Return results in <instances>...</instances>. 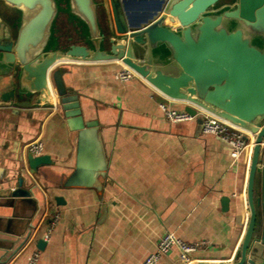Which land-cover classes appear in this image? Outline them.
Instances as JSON below:
<instances>
[{"label": "crops", "instance_id": "1", "mask_svg": "<svg viewBox=\"0 0 264 264\" xmlns=\"http://www.w3.org/2000/svg\"><path fill=\"white\" fill-rule=\"evenodd\" d=\"M0 9L18 15L14 8ZM62 23L56 30L64 36ZM9 67L0 57L6 90L19 82L14 71L6 73ZM57 68L66 97L78 96L84 120L97 121L98 132L85 145L78 168L79 134L55 88L46 101L35 96L23 99L24 105L0 107V190L17 186L22 173L33 175L30 142L41 140L42 154L54 161L36 173L39 206L0 194V264H27L34 252L39 253L36 264H143L168 231L186 241H209L207 249L193 254V262L237 256L249 217L247 153L233 164L231 145L203 134L196 119L170 122L160 104L185 110L186 103L168 98L139 75L117 79L126 68L121 62H65L53 71ZM57 196L64 201L57 203ZM255 196L261 232V174ZM161 264L184 263L174 249Z\"/></svg>", "mask_w": 264, "mask_h": 264}, {"label": "water", "instance_id": "2", "mask_svg": "<svg viewBox=\"0 0 264 264\" xmlns=\"http://www.w3.org/2000/svg\"><path fill=\"white\" fill-rule=\"evenodd\" d=\"M221 1L161 0L133 17L127 0H0L18 13L0 9V57L10 66L6 73L14 71L19 80L6 90L0 79V107L24 105L23 99L35 96L46 101L55 88L79 134L80 168L99 124L84 120L78 96L66 97L61 71L53 69L65 62L118 61L168 98L186 103L191 115L200 107L247 131L253 137L246 184L249 217L237 256L191 264H264V226L257 232L260 199L255 196L257 175L264 178V0ZM61 22L64 36L56 30ZM196 120L201 131L202 119ZM27 159L33 175L22 173L17 186L0 194L39 206L35 176L54 161L48 154L29 153ZM44 244L41 239L39 247Z\"/></svg>", "mask_w": 264, "mask_h": 264}, {"label": "built area", "instance_id": "3", "mask_svg": "<svg viewBox=\"0 0 264 264\" xmlns=\"http://www.w3.org/2000/svg\"><path fill=\"white\" fill-rule=\"evenodd\" d=\"M135 76H138V74L133 69L128 67L122 69L116 74V78L122 81L130 80ZM160 108L165 117L173 123L191 121L195 120L197 116L200 117L202 119L201 132L203 134H213L231 145V157L233 164L239 162V160L246 153L248 157H250L253 137L247 131L200 107L195 106L197 110L196 115H191L186 110L177 109L165 102L160 104ZM27 149L29 153H32L33 155H41L44 150V145L41 140H35L27 144ZM58 217L59 216L56 215L52 219V222H50L51 226H49L46 234L47 238H49L52 226L58 220ZM208 246L209 241L205 239L186 241L178 237L174 232L168 231L163 234L158 242L156 250L147 256L143 264H161L162 258L171 253L174 249L178 250L180 258L184 264H190V262H193L196 259L193 257V254L204 251L208 248ZM38 258L39 253L34 252L29 257L27 264H36Z\"/></svg>", "mask_w": 264, "mask_h": 264}, {"label": "rangeland", "instance_id": "4", "mask_svg": "<svg viewBox=\"0 0 264 264\" xmlns=\"http://www.w3.org/2000/svg\"><path fill=\"white\" fill-rule=\"evenodd\" d=\"M130 6V12L133 17H137L140 15L143 10H153L157 6L160 5L161 0H127ZM226 2V0H222L220 4ZM102 16V15H101ZM74 29V26H73Z\"/></svg>", "mask_w": 264, "mask_h": 264}, {"label": "flooded vegetation", "instance_id": "5", "mask_svg": "<svg viewBox=\"0 0 264 264\" xmlns=\"http://www.w3.org/2000/svg\"><path fill=\"white\" fill-rule=\"evenodd\" d=\"M230 2L234 3V2H235V0H231Z\"/></svg>", "mask_w": 264, "mask_h": 264}]
</instances>
